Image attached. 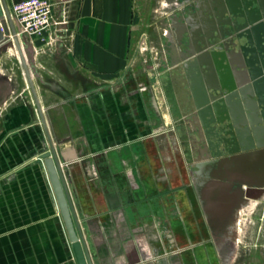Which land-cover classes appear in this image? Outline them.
Segmentation results:
<instances>
[{
	"label": "crops",
	"instance_id": "0c3cea01",
	"mask_svg": "<svg viewBox=\"0 0 264 264\" xmlns=\"http://www.w3.org/2000/svg\"><path fill=\"white\" fill-rule=\"evenodd\" d=\"M54 1L68 6L70 51L40 56L39 65L55 78L41 76L35 91L59 162L70 165L63 170L76 219L69 212L70 225L74 232L79 226L91 264H137L133 232L140 227V238L151 248L155 242L153 223L146 218L148 193L169 192L164 127L177 123L188 143L193 133L205 142V126L225 121L233 132L240 127L245 132L241 143L236 135L231 143L241 153L264 150V0H192V11L182 8L184 0L173 6L178 16L160 21L166 22L163 30L160 22L151 23L145 0ZM60 6H54L55 16ZM225 21L232 35L215 47L216 29ZM149 28L162 50L142 75L134 69L135 54ZM139 78L149 84L148 91L138 90ZM4 118L0 264H77L41 159L49 148L36 111L33 117L27 106H12ZM194 153L191 148L183 159L194 161ZM127 170L144 185L142 192L132 186ZM169 243L159 235L158 253L168 251ZM190 255L193 261L197 257ZM186 260V254L172 255V263ZM154 264H170V257Z\"/></svg>",
	"mask_w": 264,
	"mask_h": 264
},
{
	"label": "rangeland",
	"instance_id": "374dc122",
	"mask_svg": "<svg viewBox=\"0 0 264 264\" xmlns=\"http://www.w3.org/2000/svg\"><path fill=\"white\" fill-rule=\"evenodd\" d=\"M145 1H147L148 8H150L148 11L149 16H151V23L155 25L162 21L163 18H171L173 15L178 16L180 10L176 7L175 9L173 6L178 3L179 5L183 2L185 3L184 0ZM187 1L182 8H184L185 11H192L193 2L192 0ZM163 3H166L167 7H163ZM165 25L166 22H160L158 24L162 30L165 29ZM221 28H224V26H221ZM153 30V28H149V33H145L141 36L137 54H135V58L137 57L139 63L134 69L140 71L142 75H146V66L153 65L159 58L162 50L160 43H158L156 36H154ZM219 43H222V40L220 41L217 38L212 41L215 47L218 46ZM56 48L57 47L52 48L53 54ZM63 52L65 51L63 50ZM27 55L26 53L25 56L28 61L29 71L31 69L40 76L38 78L35 76L34 72H31V78L35 89L36 87H40L39 80L41 76H44L47 80L55 78L54 73L47 71L45 68L43 69L42 66L39 65L41 62L40 56L49 55H37L34 52L32 55L30 54V56ZM140 80H138V82ZM139 83L145 85L143 79ZM147 86L149 87V84ZM17 105L27 106L29 112L32 113L34 117L35 106L18 54L13 47L9 46L0 51V126L2 125L3 118L7 111L12 106ZM205 127V142L202 141L203 139L200 133H193L194 139L190 140L194 143L193 146L191 142H187V145L181 142L184 136V128L182 125H177V123L170 124L161 131V133L169 135L168 144L171 161L168 167L169 174H164V176L166 175L168 177L169 192L161 196L159 195L161 189H154L152 193H148V198L151 196V199L148 200L150 209L147 211L146 218L153 223V232H150V235L154 238L153 240L155 242H153V244L156 246L153 245L152 248L155 249L156 252H159L157 250L158 245L156 244L159 235L168 237L170 247L168 248L167 256L161 257V254L156 255L152 264L162 258L169 257L170 264H177L172 263V253L170 251L173 249V242H177L178 246L183 245L182 248L184 249H187V246H193L197 257L193 261L191 258L188 259V257L192 255L185 253L187 255L185 264H229L228 257L230 255L221 256L218 251V245H220V243L223 245L224 242L220 241L216 246L212 244L209 236V228L200 223V220L204 218L198 214V211L201 210L197 209L198 207L196 204L199 201V189L204 188V184L198 183V180L197 183H195L196 174L200 172V168H198L195 162L199 160V151L203 150L205 145L208 147V155L210 156V159L207 161L209 165L207 164L205 169L208 173L212 170V167L217 166L221 160L230 159L233 156L231 147L225 146V140L229 137L227 131L229 127L225 121L213 122ZM187 135L190 137L189 133H187ZM191 148L195 152L193 154L194 161L190 162L186 159L189 161L188 162L183 159V156L187 155L186 151L191 150ZM208 176L209 174H206V177ZM260 183L262 186L254 185L251 187V194H249V196H239L242 201L249 199V205L253 204L254 206L248 205V208L246 207L243 211L239 212V224L242 230L240 231L239 244H237L235 248L233 247L235 254L231 264H264V180L260 179L258 184ZM207 184L208 188H210L211 181H208ZM136 185L138 192H142L144 185L137 180ZM199 227L202 229L197 231H200L202 236L195 234L194 230ZM142 234L143 231L140 227L133 232V235L137 236L136 240L138 238L140 239Z\"/></svg>",
	"mask_w": 264,
	"mask_h": 264
},
{
	"label": "water",
	"instance_id": "95a60500",
	"mask_svg": "<svg viewBox=\"0 0 264 264\" xmlns=\"http://www.w3.org/2000/svg\"><path fill=\"white\" fill-rule=\"evenodd\" d=\"M226 22L227 24L229 23L228 21L221 22L219 25V29H216L217 31H216L215 37L219 39L220 41L221 40L223 41L226 37L232 35L231 34L232 32L230 30L221 28V26H223V24ZM0 27L3 30V32H1L0 30V44L3 43L2 45H0V51L3 50L4 48H7V46L8 47L11 46L16 50L20 64L24 72V76L28 84V88L32 96L36 114L43 128L44 136L46 138L49 150L41 155V159L44 161L45 169L47 171V174H49L51 184L53 185V188L55 190V194H56V197L59 203V207H60L65 224L69 232V239L71 242V247L74 252L77 264H91L88 253H87L86 243L81 234V231L79 230V226L76 225V232H74L70 225L69 212L71 213V216L74 222H76V219H75V213L73 211V207L71 205V201L67 194V188H66V184L64 181V173H63L64 169L61 168L58 154L56 150L54 149L52 141L47 132L45 122L43 121L42 109L40 107V104H39V101L36 95L35 87L32 82L31 72H34L35 76H37L38 78H39V75L31 69L29 71L28 61L25 58L26 53L28 54L27 56H30V54L32 55V52L30 51V49H25V48L23 49L21 47L19 40L17 38V35H16L14 24L10 17L7 3L5 0H0ZM239 27L240 28H235V30L243 29L241 28L242 25ZM9 34L11 35V38H12V44L10 43L8 45H5V35H9ZM239 37L241 36L240 35L237 36V38ZM243 149H246L249 151L253 148L246 147ZM232 154L234 155L230 159L221 160L217 166L215 167L213 166L214 168L211 166L212 170L209 173L208 171H205L207 172L206 174H209L212 180L214 178L217 180V181H213L211 183L210 188H208L207 190L209 192L210 201H214L216 203L219 202L220 204H222V198L224 194V191L222 188H227V187H225L226 186L225 183H220L219 182L220 180L222 181L226 180V181H230L234 183H241V184H244V186L248 188H251L254 185L262 186L261 183L255 184L253 182L258 183L260 179L264 180V150L260 152H256V153L248 152V154L244 155L243 153L240 152V150L237 147H235L232 149ZM205 164H198V168H200V171L202 170L201 167L206 169L207 165L205 166ZM203 171H201L200 173L202 174ZM250 192L251 191L247 192L246 194L242 193L241 195L245 194V196H249ZM244 203L245 201H241L237 208L235 207V209L233 210L231 208V210L229 209V211L225 212L230 222L228 224H224V223L221 224V226L219 227L221 234H224V235L227 234V231L230 229V227L233 226V223L235 221V216H236L235 214L237 211L240 210L241 206ZM219 209L221 210L220 207ZM221 214H222V211H221ZM222 219H225V217ZM231 241L233 242V239H231Z\"/></svg>",
	"mask_w": 264,
	"mask_h": 264
},
{
	"label": "built area",
	"instance_id": "2783aa9c",
	"mask_svg": "<svg viewBox=\"0 0 264 264\" xmlns=\"http://www.w3.org/2000/svg\"><path fill=\"white\" fill-rule=\"evenodd\" d=\"M57 4L61 6L58 7L59 15L55 16L53 8ZM7 6L15 27L17 38L23 49H30L32 54L34 52L37 55L43 54L49 56L53 54V47H57L55 52L59 48L65 52L70 51L72 32L70 29L68 6H66L64 2L55 3L54 0H20L12 2ZM0 30L3 32L1 27ZM10 43L12 44L11 35H5V45ZM2 44L3 43L0 45ZM138 90L140 92H146L149 90V87L139 84ZM182 140L184 143L188 142L185 136H183ZM186 153L189 154V151H186ZM69 166L68 164H64L61 165V168L65 169ZM90 174L93 178L97 177L94 168H91ZM126 174L130 176L132 186H137L133 180L131 171L127 170ZM139 242H141V248L138 247L137 240L134 242L135 249L140 255V260L137 264H145L153 261L155 259L154 257L159 253L151 248L149 244L147 245L145 240L140 238ZM147 246H149V248Z\"/></svg>",
	"mask_w": 264,
	"mask_h": 264
},
{
	"label": "flooded vegetation",
	"instance_id": "af4514ba",
	"mask_svg": "<svg viewBox=\"0 0 264 264\" xmlns=\"http://www.w3.org/2000/svg\"><path fill=\"white\" fill-rule=\"evenodd\" d=\"M163 7H167V4L163 3ZM178 26H179L178 23L174 24V28L176 29V33L179 35L180 29ZM171 35H172V33L170 31H166L165 36L167 38H170ZM224 45H226V44L224 43ZM219 47L220 48L223 47V44L219 45ZM4 120H5V118L3 119V121ZM228 127H229V130H227V131L229 133V137L227 138V140H225V146H230L231 149H233L235 147H233L231 143L234 141L233 140L234 135L237 136V138L239 139V142L241 143L242 142L241 138L243 135H245V132L242 131L241 127L239 129L237 128L238 130L236 132H233L230 126H228ZM208 152L209 151H208L207 146H204L203 150L199 151L200 158H199V160H196V162H195V163H197L196 165L207 163V161L210 159ZM207 164H205V166ZM201 169H202L201 171H203V169H204V171L202 172L203 174L200 173L201 171L198 172L196 174L197 176L195 179V183H197V180H198V183L204 184V186H203L204 188L199 189L200 190L198 192L199 201L196 204L198 207L197 209L202 211V214H201V211H198V214L204 218V219L200 220V223H201V225L203 224V226H207L209 228V230H210L209 236H210V239L212 241V244H214L216 246V244L219 243L220 241L224 242L223 245L221 243H220V245H218V251L220 252L221 256H223V255L227 256V255H230L232 253L234 244L231 241L230 237L227 235L228 232L225 235L221 234L219 227L223 223L228 224L230 222L228 219V216H226L225 212L229 211V209L231 210V208H232V210L235 209V207L237 208L239 206L240 202L242 201L239 198V196L242 193L246 194L247 192H249L251 190V188L245 187L244 184H241V183H234V182H230V181H226V180H223V181L220 180L219 182L225 183L226 184L225 187H227V188H222L224 191L223 198H222V204H220L219 202L216 203L214 201H210L209 200L210 199L209 198V192L207 191L208 190V184L207 183H208V181H211V183H212L213 181H217V180L215 178L212 180V178L210 176L206 177L207 172H205L206 171L205 168L201 167ZM253 183L258 184L259 181H258V183L257 182H253ZM249 194H251V192ZM213 203H215V204H213ZM219 207L221 208V210L219 209ZM207 210H209L210 212ZM221 211H222V214H221ZM223 215H225V216H223ZM224 217H225V219H222ZM201 229H202L201 227H199L198 229H195L194 230L195 234L198 236H202L200 234L201 232L197 231V230H201ZM182 247H183V245L179 246V248L182 252V255L185 253H188V254L194 253L193 246H187L186 247L187 249H184ZM229 258H230V256L228 257V260H229Z\"/></svg>",
	"mask_w": 264,
	"mask_h": 264
},
{
	"label": "bare ground",
	"instance_id": "6f19581e",
	"mask_svg": "<svg viewBox=\"0 0 264 264\" xmlns=\"http://www.w3.org/2000/svg\"><path fill=\"white\" fill-rule=\"evenodd\" d=\"M164 133H166V132H164ZM159 134H160V132H159ZM249 202H250V200H246L245 203L241 206L240 210L238 212H236V214H235L236 215L235 216V221L233 223V226L230 227L229 231H227L228 232L227 235L229 237H231V239H233L234 248L240 242V231L242 230L241 225L239 224V217H238L239 216V212L240 211H243V209L246 208L249 205ZM249 206H254V205L253 204L252 205L250 204ZM234 251L235 250L233 249L232 253L230 254L229 264H231L233 262V260H234V254H235ZM170 252L172 253L173 257H176V258L177 257L179 258L182 255V252H181V250H180V248H179V246L177 244H174V247H173L172 251H170ZM159 254H161V256H166L168 253H167V251L163 250V252L162 253H159Z\"/></svg>",
	"mask_w": 264,
	"mask_h": 264
}]
</instances>
